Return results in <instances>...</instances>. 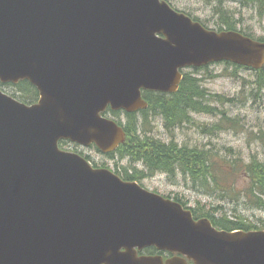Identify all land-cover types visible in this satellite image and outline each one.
<instances>
[{"label":"water","instance_id":"water-1","mask_svg":"<svg viewBox=\"0 0 264 264\" xmlns=\"http://www.w3.org/2000/svg\"><path fill=\"white\" fill-rule=\"evenodd\" d=\"M224 60L259 69L264 43L160 0H0V79L41 94L26 106L0 92V264H163L137 257L153 245L185 257L167 264H264V232L217 231L58 149L113 151L125 133L108 105L145 109L142 89L176 92L180 69Z\"/></svg>","mask_w":264,"mask_h":264},{"label":"rangeland","instance_id":"rangeland-1","mask_svg":"<svg viewBox=\"0 0 264 264\" xmlns=\"http://www.w3.org/2000/svg\"><path fill=\"white\" fill-rule=\"evenodd\" d=\"M168 1L178 10L185 11L199 19L210 29H218L219 25H226L223 21V14L218 10L226 9L228 14L225 20L233 26H239L240 29L256 38H264V17L260 15L264 7L262 8L257 2L248 3L243 0ZM200 74L206 78L203 82L205 87L210 93L214 94L209 95L206 93V99L209 96L220 95L228 99L234 98L233 101L225 102L224 104L226 105H217L218 112L210 114L212 117L203 116L206 113L195 114L202 116H194V125L188 126L184 130L181 127L168 129L161 117L155 119L151 116L147 124L149 129L148 136L162 140V142H170L172 139H176L182 146L187 145L195 149L197 147V149H205L206 151L213 150L218 153L215 158L219 164H222V158H242L245 162H249L252 157L264 160V145L261 141L257 142L254 140L261 129H264V91L259 92L260 89L257 91L256 88L252 91L247 89L249 83L255 80L253 73L248 70L236 71L232 66L219 64L202 70ZM5 90L10 95L11 93L13 95L19 94L13 86H6ZM217 103L222 102L219 101ZM224 114L239 122L237 131L228 130L222 133L219 132V134L208 135L209 133L206 130L220 123L224 118ZM120 118L123 123L127 122L123 115ZM137 122L142 127L143 120L141 119ZM201 124L204 125L202 128ZM83 152L85 155L90 156L91 160L98 165H102L104 161H108L111 166L114 165L113 161L107 160L96 149H83ZM124 164L127 165L126 163ZM111 169L115 170L116 168L112 167ZM143 183L147 189L159 192L162 195L171 197L179 195L183 200L189 201L190 207H196L200 202L201 204H211L212 207L224 206L228 212L229 210L235 212L234 210L237 209L238 213L243 214L257 226H264V210L252 208L246 201L236 205L221 202L215 198L206 199L192 192L190 185L180 180V178L173 182L165 175H158L152 179L143 180Z\"/></svg>","mask_w":264,"mask_h":264},{"label":"trees","instance_id":"trees-1","mask_svg":"<svg viewBox=\"0 0 264 264\" xmlns=\"http://www.w3.org/2000/svg\"><path fill=\"white\" fill-rule=\"evenodd\" d=\"M243 1L257 2L262 8L264 7V0ZM218 10L223 14V21L228 26V28L226 25L223 27L227 30H234L233 25L225 20L228 14L227 10ZM260 13L263 16L264 10H261ZM255 78V88L263 89L264 68L255 73ZM17 88L21 93L20 100L22 102L32 104L38 100V91L30 83L21 82ZM145 97L150 104L149 109L144 112L147 115L143 117L142 127L137 121L126 126L129 138L127 143L121 147V155H129L145 165L148 176L164 172L173 177L177 172H181L192 181L195 188L204 190L207 195L217 194L221 199H228L236 205L246 201L251 207L264 208V161L252 158L250 164H245L241 158H233L229 162V166L223 168L215 161V156L211 155L210 151L190 148L187 145L182 146L176 139H172L170 144H166L148 136L147 124L150 116L155 119L161 117L167 127L174 128L188 121L190 111L216 114L218 110L212 111L206 106L210 98L223 104L233 100L216 95L206 99V91L201 86V80L189 75L185 76L178 94L167 97L164 94L145 93ZM228 119L229 117L224 114L221 122ZM213 128L206 131L210 133ZM241 179L242 182H246L244 187L237 185ZM219 209L214 208L206 213L202 212V216L209 217L216 227L227 231L252 230L254 228L248 225L242 216L236 215L235 221L231 220L226 213L221 218H216L215 213ZM197 213L199 214V212Z\"/></svg>","mask_w":264,"mask_h":264},{"label":"bare ground","instance_id":"bare-ground-1","mask_svg":"<svg viewBox=\"0 0 264 264\" xmlns=\"http://www.w3.org/2000/svg\"><path fill=\"white\" fill-rule=\"evenodd\" d=\"M225 10H226V9H225ZM189 113H190V114H191V113H193V114H203V112L200 113V112H198V111H190ZM189 113H188V114H189ZM190 114H189V115H190ZM150 115H151V114H150ZM150 117H151V116H150ZM142 120L144 121V118H142ZM165 126H166V124H165ZM178 127H180V126H175L174 128H178ZM167 128H168V129H171V128H169V127H167ZM149 136H150V135H149ZM161 141H162V140H161ZM163 142H164V141H163ZM171 142H172V141H170V142L166 141V142H164V143H166V144H170Z\"/></svg>","mask_w":264,"mask_h":264}]
</instances>
